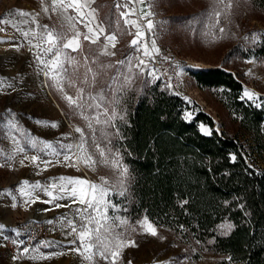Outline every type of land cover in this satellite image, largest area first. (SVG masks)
Returning <instances> with one entry per match:
<instances>
[{"label": "rangeland", "instance_id": "1", "mask_svg": "<svg viewBox=\"0 0 264 264\" xmlns=\"http://www.w3.org/2000/svg\"><path fill=\"white\" fill-rule=\"evenodd\" d=\"M46 2L50 3V0ZM228 2L229 0H225V3ZM213 3L214 0H144L143 3L140 0H94L90 5L97 9L93 24L103 23L106 30L117 34L115 47L109 46V51L115 55H99L104 44L103 37L97 45H93L83 41L82 36V51L67 50L66 54L75 58L79 65L76 75L81 79L85 72L83 60L87 56L89 66L97 73L95 83L88 90L93 94L104 90L111 95L113 90L109 85L115 84L119 87L122 82L112 80L117 74V68L126 71L125 66L117 65V61L135 55L129 45L137 29L125 25L120 13L124 11L128 13L127 19L146 25L142 12L148 11V6L152 5L151 11L154 15L150 19L155 27L152 31H148L146 27L140 28L144 33L143 43L150 47L151 40L155 39L160 54L167 57L164 62L169 71L179 76L181 83L177 95L187 102L186 120H190L198 111L204 112L212 119L217 132L238 135L246 146L250 162L264 169V151L248 147L249 141H244L248 138L247 135L239 128L234 115L222 104L221 90L199 88L193 76V73L208 68H222L239 78L244 89L254 92L262 98L260 100H264L261 97L264 96V56L254 53L264 35V11L253 7L248 0H231L232 7L228 9L227 18L222 15L220 24L214 26V21L210 18ZM117 4L122 7L117 8ZM43 6L41 0H0V19H12L13 23L22 20V17L10 16L19 9L38 13V20L42 25L56 30L67 27L59 11L52 12L50 9L48 13H44ZM68 14L77 15L72 9H69ZM74 23L77 31L86 33L87 29L79 20ZM220 27L225 28L222 34L219 32ZM0 28L4 29L0 31V118H10L14 114L22 132L26 131L31 137L51 143L57 150L60 144L77 143L80 134L75 132V128L80 127L87 132V125L83 119L72 113L62 94L54 86H49L53 81L44 76L42 66L36 61L37 49L12 24H0ZM13 45H18L19 48ZM93 60L96 63H92ZM107 64L116 66L100 67ZM69 71H72L71 67ZM132 72L134 80L131 86L114 97L120 101L119 107L125 113L143 89L153 84L138 69L133 68ZM65 92L75 96L76 90L65 87ZM200 100L205 104H199ZM187 113H191L190 119ZM37 121L55 122L57 127L52 128ZM122 123L117 121L118 126ZM201 126L210 129L200 123L198 128L202 133ZM6 131L8 130L4 120L0 119V224L5 225L3 232H0V264H89L70 251L69 240L74 236H67L70 229L63 226L66 223L65 218H77L76 210L83 205L73 203V199L78 201L84 198L82 193L88 192V183L68 185L66 180L60 178L101 184L103 177L109 185L115 186L120 180L117 171L103 164L90 168L78 159L79 154H74L75 150L68 153L70 159L65 161L62 151L60 155H56L51 150H45L42 144L33 149L24 142L23 137L20 139L25 152H17L10 135L5 136ZM119 140L112 137L115 148H118ZM25 156L28 158L25 159ZM32 156H37L38 159L32 161ZM45 161L51 163L45 164ZM23 181H28L29 184L24 185ZM37 182L43 187H49L53 183L57 187L49 188L52 192V196H49L41 189L31 188ZM60 185H64L66 189L75 187V197L70 192L60 191ZM18 188H23L27 195L21 196ZM119 191V187H112L108 199L118 204L121 209H126L119 215L127 217V236L128 239L135 240L136 246L124 248L117 264H128L129 261L131 264H163L172 260H179L180 264H235L226 256L210 249L212 239H208L205 244L200 243L182 227L162 226L148 219L157 227L158 236L145 233L137 224L145 216L129 213L126 207L128 191L125 196L117 195ZM57 204L67 206L56 207ZM219 225L215 233L224 235ZM133 228L135 231H132ZM13 229L21 235L17 237ZM5 236L8 237L7 240L4 239ZM14 240H23L24 244L17 247ZM45 241L53 244L43 246ZM33 245L36 246L35 251H31ZM25 246L30 248L29 254H22ZM55 252L62 254L51 255ZM93 264L105 262L97 258Z\"/></svg>", "mask_w": 264, "mask_h": 264}, {"label": "trees", "instance_id": "2", "mask_svg": "<svg viewBox=\"0 0 264 264\" xmlns=\"http://www.w3.org/2000/svg\"><path fill=\"white\" fill-rule=\"evenodd\" d=\"M248 1L264 11V0ZM254 53L264 56V35ZM193 76L199 88L221 90L222 104L247 135L248 147L264 151V106L239 99L244 89L239 78L218 67ZM187 107L181 96L156 83L131 102L118 142L129 171L126 207L155 224L182 226L200 243L212 239L210 249L235 264H264V169L250 162L238 135L217 132L204 112L186 120ZM200 123L212 135L202 133ZM225 221L234 228L216 234Z\"/></svg>", "mask_w": 264, "mask_h": 264}, {"label": "snow or ice", "instance_id": "3", "mask_svg": "<svg viewBox=\"0 0 264 264\" xmlns=\"http://www.w3.org/2000/svg\"><path fill=\"white\" fill-rule=\"evenodd\" d=\"M141 3L144 0H140ZM43 6V12L48 13L51 9L52 12L59 11L60 15L64 18V23L67 25L66 28L62 27V30H56L50 28L48 25H42L38 20V13H33L24 10H15L11 13V17L19 16L23 19L13 23L12 19H0V24H12L14 28L24 39L35 49V59L39 65L42 66L41 70L45 77L53 81L52 85L57 91H59L63 98L65 99L68 107L74 115H78L83 119L87 125V132L76 127L75 132L79 133V140L75 144H60L59 150L53 147V145L47 141L39 140L38 138L31 137V134L26 131H21L18 120L15 118L14 114H11L10 118H0L4 120L6 124V131L4 134L6 137L11 139V143L15 146V151L23 153L25 152V147L22 146L20 137H23L24 142L31 148L37 149L39 145H43L45 150H51L54 154L60 155L63 152V158L65 161L70 159L69 152L75 150L74 154H79L78 159L88 167H95L97 164H103L109 166L117 171L120 180L117 185H109L108 181L101 177V184L89 183L84 180H72L71 178H60L61 180H66L68 185L75 184H85L88 183V192L82 193L84 198L73 199V203H79L83 205L82 208L76 210V219L65 218L66 223L63 225L70 229L66 233L67 236H74L73 239L69 240L70 251L81 256L89 264H93V261L97 258L103 260L105 264H117L118 260L121 258L122 251L126 247L136 246L135 240L128 239L127 233L129 231L127 225L129 221L127 217H122L119 215L121 211H126V209H121L116 203H113L108 199L111 188L119 187L120 191L117 195L125 196L127 192V183L129 179V171L122 162V157L120 155V149L115 148L112 144V137L115 136L118 139H123V135L117 124V121L127 123L126 113L122 108L119 107L120 101L115 99L116 94H122L126 88L130 87L133 80V68L138 69L141 73L145 70L148 71L149 75L155 77V69L149 68V62H153L156 56H159L160 50L156 45V40L152 39L150 47L143 43L144 33L140 31L141 27H146L148 31H152L155 27L153 20L150 19L154 13L151 11L152 5L148 6V11L142 12V19L146 20V25H140L136 21L127 19L128 13L121 11L120 16L124 18L125 25H130L132 28L137 29L135 32V37L130 41L129 47L133 49L134 52L141 53L140 56L132 55L126 57L124 60L117 61V65L125 66L126 71H121L117 68V74L112 77V80L122 81L119 87L115 84H110L112 94L104 92L101 90L93 94L90 89L96 80L97 73L89 66L88 57L85 56L83 60V66L85 72L83 78H79L76 75V70L79 67L75 58L66 54L67 50L71 52L82 51L81 47V36L83 41H88L93 45H97L98 41L103 37L104 44L101 48L99 55L103 56H113L114 52L109 51V46L115 47L117 42V34L115 32H109L104 27L103 23H95L93 21L96 19L97 9L91 7V3L94 0H50V3L46 0H41ZM117 8H121L122 5L117 4ZM232 7L231 0L225 3V0H214L213 9L211 12V19L214 21V26L220 24V18L222 15L227 18L228 9ZM69 9L76 12V16L69 15ZM87 9V11H85ZM79 20L83 24L84 28L87 29L86 33H81L76 30L74 21ZM34 25V27H33ZM0 31H4L0 28ZM219 32L222 34L225 32L224 27L219 28ZM131 34V33H129ZM36 41V43H33ZM19 48L18 45H13ZM98 59V57H97ZM164 59H167L165 57ZM136 61V63H133ZM92 63H96L93 60ZM116 65H100L101 68H111ZM72 71H69V68ZM91 75V78H90ZM79 83V86H78ZM65 87L74 88L76 90L75 96L69 95L65 92ZM171 87V85H169ZM241 100H247L250 104H255L256 107L264 106V100L247 89H244L242 95L239 97ZM10 112V110H9ZM187 117L191 118V113L186 114ZM37 123L45 124L52 128L57 127L55 122H41ZM99 126V128L97 127ZM205 135H212V130L203 128ZM114 130V131H109ZM99 131V134H97ZM28 157L25 156V159ZM32 161L38 159L37 156L31 157ZM236 155L231 154V162H236ZM51 163L50 161H45V164ZM251 168L252 165H249ZM24 185H28V181L22 182ZM55 183L51 184L49 187H43L38 182L31 185L33 189H41L47 195L52 196V192L49 188H56ZM21 196L27 195L23 188L17 189ZM60 191L70 192V194L75 197L77 189L71 187L66 189L64 185H60ZM9 195L11 193H8ZM64 198V197H61ZM27 203V201H25ZM48 201H45L47 203ZM187 201H183L186 204ZM227 203V201L225 202ZM16 207L15 204L12 205ZM67 205L57 204L56 207H66ZM240 208H244L243 204L239 205ZM48 223H53V221H48ZM139 227L143 231L153 237L158 236L157 227L150 222L147 217L143 221H137ZM182 227V226H181ZM234 225L232 223H221L219 229L224 233L228 234ZM5 225L0 224V232H3ZM16 236L19 237L21 233L13 229ZM135 231V228L132 229ZM162 238V237H161ZM5 240L8 237H4ZM14 244L19 247L24 244L23 240H14ZM53 242L45 241L43 246H51ZM36 246L33 245L31 251H35ZM30 248L25 246L22 249V254H29ZM62 253L55 252L51 255H61ZM15 258V257H14ZM231 261V257L228 258ZM131 264V261L128 262ZM163 264H180L179 260H172L163 262Z\"/></svg>", "mask_w": 264, "mask_h": 264}, {"label": "built area", "instance_id": "4", "mask_svg": "<svg viewBox=\"0 0 264 264\" xmlns=\"http://www.w3.org/2000/svg\"><path fill=\"white\" fill-rule=\"evenodd\" d=\"M134 54L136 56L141 55L139 52H135ZM148 66L149 68H154L156 70L154 75L155 77H158V79H154L153 75H149L147 70H145L143 73L145 78L150 80L152 83H156L160 87L167 89L168 92L172 94L177 95L179 93V85L181 80L175 72L169 71L167 64L164 62V57L161 54L156 56L153 62H149ZM169 85H171V87H169Z\"/></svg>", "mask_w": 264, "mask_h": 264}, {"label": "bare ground", "instance_id": "5", "mask_svg": "<svg viewBox=\"0 0 264 264\" xmlns=\"http://www.w3.org/2000/svg\"><path fill=\"white\" fill-rule=\"evenodd\" d=\"M198 100H199V99H198ZM198 100H197V101H198ZM199 104L204 105L205 103H204L203 101L200 100Z\"/></svg>", "mask_w": 264, "mask_h": 264}]
</instances>
